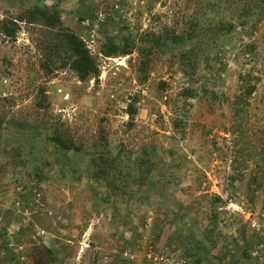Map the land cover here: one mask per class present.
<instances>
[{
    "label": "rangeland",
    "instance_id": "1",
    "mask_svg": "<svg viewBox=\"0 0 264 264\" xmlns=\"http://www.w3.org/2000/svg\"><path fill=\"white\" fill-rule=\"evenodd\" d=\"M34 5L59 9L97 78L46 66L55 29L18 18ZM262 10L264 0H0V264H34L43 246L51 264H264ZM195 20L210 29L197 68L166 43L144 74L137 48L102 53Z\"/></svg>",
    "mask_w": 264,
    "mask_h": 264
},
{
    "label": "trees",
    "instance_id": "2",
    "mask_svg": "<svg viewBox=\"0 0 264 264\" xmlns=\"http://www.w3.org/2000/svg\"><path fill=\"white\" fill-rule=\"evenodd\" d=\"M258 6L257 3H253L243 11L244 13H250L254 11L255 8L258 9ZM262 12H264V10H262ZM236 16L237 18L242 19L240 13L235 15V17ZM18 18L20 21L38 23L55 29L54 37L49 39L45 44L46 66L53 64L58 60L63 66L71 68L76 73L79 80L83 81L98 77L99 69L93 56L90 54L89 49L78 34L62 27L60 13L57 7L34 5L23 10ZM228 27L230 29L232 27L231 24ZM209 32L210 29L208 28V25L195 20L187 29L182 30L179 33H169L166 31L158 34H148L144 40L138 42L139 44H136L137 42H135V39H130L128 37H124V40L119 44L114 40H109L104 45L102 53L106 56H124L130 54L134 48H137L138 69L140 73L144 74L152 59L154 51L160 48L163 43H166V45L180 46L182 48L177 60L183 68H197L202 54V52H200V44L206 33ZM15 33L16 27L12 29L7 28V35L14 36ZM202 56L204 57L203 60L206 61L207 57L204 55ZM246 89V93L251 94L254 90V86H249ZM41 91L42 93L44 92L43 88H41ZM39 105H42L41 101H39ZM128 113L130 119H133L136 113L135 108L130 107ZM49 139L52 143L62 149H79L78 145L67 140L65 137H62L59 133H53L49 136ZM33 261L34 264H51L56 261V254L52 248L43 246L42 253L34 255Z\"/></svg>",
    "mask_w": 264,
    "mask_h": 264
}]
</instances>
